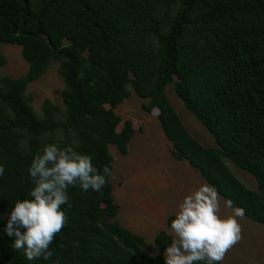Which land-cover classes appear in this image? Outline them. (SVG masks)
<instances>
[{
  "label": "trees",
  "instance_id": "1",
  "mask_svg": "<svg viewBox=\"0 0 264 264\" xmlns=\"http://www.w3.org/2000/svg\"><path fill=\"white\" fill-rule=\"evenodd\" d=\"M4 43L22 46L29 70L0 74V264H169L172 233L156 235L151 255L111 220V145L127 155L136 133L116 109L133 92L159 110L172 155L264 224V0H0V68ZM53 62L66 108L46 99L38 111L27 89ZM170 85L216 147L188 129ZM189 261L212 264L204 246Z\"/></svg>",
  "mask_w": 264,
  "mask_h": 264
},
{
  "label": "rangeland",
  "instance_id": "2",
  "mask_svg": "<svg viewBox=\"0 0 264 264\" xmlns=\"http://www.w3.org/2000/svg\"><path fill=\"white\" fill-rule=\"evenodd\" d=\"M2 52L7 63L0 68L1 75L18 78L28 72L22 46L4 43ZM64 89L60 64L53 62L29 85L27 94L33 96L38 111L43 110L46 99L65 110ZM166 91L191 133L204 145L216 147L214 135L188 109L174 85ZM148 102L133 92L116 109L124 121L133 122L136 133L127 155L111 145V180L120 205L118 216L111 220L142 235L151 255L159 253L156 235L161 230L172 233L175 244L166 253L169 264H192L190 252L198 246L206 248L212 264H264V224L234 209L211 188L199 170L172 155V144L162 128L159 110L148 112L144 108ZM228 165L245 185L258 189L253 174L232 160H228ZM171 216L178 218L177 225H170Z\"/></svg>",
  "mask_w": 264,
  "mask_h": 264
},
{
  "label": "bare ground",
  "instance_id": "3",
  "mask_svg": "<svg viewBox=\"0 0 264 264\" xmlns=\"http://www.w3.org/2000/svg\"><path fill=\"white\" fill-rule=\"evenodd\" d=\"M242 177V176H241ZM252 190V189H251ZM202 199V198H201ZM164 220V219H163ZM169 230H171V229H169Z\"/></svg>",
  "mask_w": 264,
  "mask_h": 264
}]
</instances>
